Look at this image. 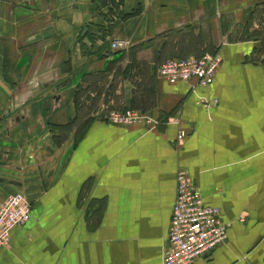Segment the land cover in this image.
Masks as SVG:
<instances>
[{
  "label": "crops",
  "instance_id": "crops-1",
  "mask_svg": "<svg viewBox=\"0 0 264 264\" xmlns=\"http://www.w3.org/2000/svg\"><path fill=\"white\" fill-rule=\"evenodd\" d=\"M95 2L0 0V202L20 191L30 201L0 264H161L180 168L227 224L225 241L189 264H264V57L251 60L259 39L240 27L264 0H120L107 40L189 31L222 61L208 85L163 81L146 111L153 129L86 115L77 134L75 90L87 72L109 75L105 45L77 43L103 24ZM117 93L130 107L131 83Z\"/></svg>",
  "mask_w": 264,
  "mask_h": 264
},
{
  "label": "built area",
  "instance_id": "built-area-1",
  "mask_svg": "<svg viewBox=\"0 0 264 264\" xmlns=\"http://www.w3.org/2000/svg\"><path fill=\"white\" fill-rule=\"evenodd\" d=\"M127 39L113 38L108 47L117 50L127 47ZM217 52H206L199 56L189 55L168 58L157 68L158 76L173 84L182 82L193 88L208 85L221 64ZM203 107H210L216 99L198 98ZM105 120L119 126H141L153 129L158 120L146 112L123 108L110 110ZM177 123V119H174ZM185 131L179 128L176 140L180 141ZM30 216V202L20 193H14L0 202V247L9 246L10 231L22 226ZM227 224L219 219L218 209L203 203L193 181L184 169L175 172V192L171 206L166 244L161 255V264H189L201 257L226 239Z\"/></svg>",
  "mask_w": 264,
  "mask_h": 264
},
{
  "label": "rangeland",
  "instance_id": "rangeland-1",
  "mask_svg": "<svg viewBox=\"0 0 264 264\" xmlns=\"http://www.w3.org/2000/svg\"><path fill=\"white\" fill-rule=\"evenodd\" d=\"M93 1L91 0L92 3ZM95 1L94 5H97L96 10L102 16L103 24H101L100 29H97V31L99 30L98 34H91L88 30L81 29L79 35H77V43L79 49L88 54L98 52L99 47L105 45L106 47L103 48L105 52H101V55L111 57L107 61L108 66L106 68L109 75L107 76L106 72L104 73L102 70L87 72L83 77L86 83L78 86L75 90L77 118L73 125L77 128V134L83 130L88 122L87 120L93 118L105 120L104 117L110 110L131 108L142 112L148 111L156 103L155 100L159 96V85L163 80L156 71L164 60L185 57L188 54L199 56L206 52H212V48H214L212 42L203 41L204 35L195 37L190 35L189 31H186L163 41L155 39L137 45H133L129 41L127 47L111 50L108 47L110 40L106 39L105 34L109 33L112 16L121 14L118 8L120 0ZM104 7H107V9ZM230 25H232V18L227 17L221 27L226 26L228 29ZM235 26L237 27V25H233V27ZM240 27L243 32L241 36L246 34L248 38L255 37L259 39L256 43L257 56L253 55L251 60L262 61L260 56L264 57V8L257 9L255 16L252 19H246L244 23L240 24ZM108 48L109 50H107ZM123 78L133 86L130 107L122 106L123 102L117 93L120 90ZM86 115H88L86 121L80 120ZM71 128V125H69L68 127H56L55 130L58 132V137L62 138L68 132L67 130ZM15 193H20L27 199L23 192Z\"/></svg>",
  "mask_w": 264,
  "mask_h": 264
},
{
  "label": "trees",
  "instance_id": "trees-1",
  "mask_svg": "<svg viewBox=\"0 0 264 264\" xmlns=\"http://www.w3.org/2000/svg\"><path fill=\"white\" fill-rule=\"evenodd\" d=\"M73 100H74V103H75V95H74V99H73ZM130 102H131V101H130Z\"/></svg>",
  "mask_w": 264,
  "mask_h": 264
}]
</instances>
